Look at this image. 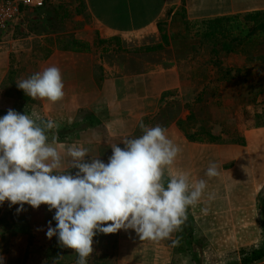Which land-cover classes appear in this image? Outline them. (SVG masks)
Wrapping results in <instances>:
<instances>
[{
	"label": "crops",
	"instance_id": "1",
	"mask_svg": "<svg viewBox=\"0 0 264 264\" xmlns=\"http://www.w3.org/2000/svg\"><path fill=\"white\" fill-rule=\"evenodd\" d=\"M42 1L40 9H25L22 25L10 27L0 39V114L10 109L1 105L13 96L7 93L13 86L22 106L31 109L33 102L43 119H53L58 128H73L70 142H59L66 162L67 148L74 144L107 162L109 146L119 143L123 148L121 141L135 137L141 121L151 127L171 102L205 94L211 78L198 69L213 59L233 72L247 68L264 76V42L219 52L212 59L201 38L204 22L264 13V0ZM52 65L63 76L62 100L32 99L16 86L19 79ZM193 113L185 107L164 127L181 147L165 178L189 171L193 179H207L216 199L207 215L201 212L204 203L189 208L187 221L177 231L186 239L182 255L187 264L207 254L214 258L210 264H227V253L257 244L264 231V129L244 131L240 145L224 140L216 130L209 132ZM82 119L93 124L79 123ZM211 161L218 164L219 175L207 178ZM177 232L159 241L140 240L133 230L98 233L91 255L104 258L114 235V264H172ZM195 241L204 247L195 249ZM13 252L2 254L5 264H11ZM66 253L75 264V251L67 248Z\"/></svg>",
	"mask_w": 264,
	"mask_h": 264
},
{
	"label": "clouds",
	"instance_id": "2",
	"mask_svg": "<svg viewBox=\"0 0 264 264\" xmlns=\"http://www.w3.org/2000/svg\"><path fill=\"white\" fill-rule=\"evenodd\" d=\"M16 86L32 99L51 103L65 95L55 65L19 79ZM139 127L142 134L122 140L123 148L119 143L109 146L107 162L75 144L67 148L66 162L53 119H43L35 110L8 109L0 116V205H19L17 213L26 204L54 209L46 236L73 249L75 264H88L98 233L123 229L133 230L140 240L170 238L187 221L190 207L204 203L201 212L207 215L216 196L208 191L207 179H193L189 171L169 173L166 179L181 147L159 124L149 127L141 121ZM218 175V164L211 161L205 176ZM172 243L178 245L179 239ZM0 264H5L2 254Z\"/></svg>",
	"mask_w": 264,
	"mask_h": 264
},
{
	"label": "rangeland",
	"instance_id": "3",
	"mask_svg": "<svg viewBox=\"0 0 264 264\" xmlns=\"http://www.w3.org/2000/svg\"><path fill=\"white\" fill-rule=\"evenodd\" d=\"M203 44L210 47L207 41L203 40ZM260 58L263 59L264 55ZM214 61L215 59L209 64L200 65L198 69L211 78L207 86L208 91L199 98H193V100L181 98L176 99L173 103L171 102V106L167 105L151 126L159 124L165 127L167 123L172 122L173 118L177 117L178 113L186 107L188 110L194 112L193 116L196 119L200 118L198 122L201 121L204 128H207L209 132L216 130L217 134L219 136L221 135L227 141L240 142L242 140L241 135L244 131H249L254 128L264 129V76L260 71H256L253 74L247 68L233 72L232 69L229 70L228 68L222 67L221 64H216ZM197 67L193 65V68L197 69ZM7 93L8 95L13 93V96L8 97L7 104L1 105V108L8 107L20 113H24L25 111L31 113L35 110L39 114V106L34 105L33 102H29L32 105L31 109H27L28 107L26 105L22 106L21 103L17 102L16 98L18 96L20 97L17 88L11 86L8 88ZM183 100L185 101L183 102ZM5 114L6 112H2L0 116ZM80 122H85V120L82 119ZM61 129L64 128H57L55 130ZM141 134V129H138L137 133L133 136H139ZM263 135L261 134L259 136ZM64 142L67 143L70 141L64 140ZM75 171L76 169L74 171L70 170L72 173ZM17 207L19 205L10 206L8 201L0 205V218L2 220L0 221V254L7 255V253L14 251L11 264H19L21 260L23 261L25 255V264H72V256L66 253L67 248L61 247L56 237L49 239L46 236L48 222L52 220L55 210L48 211V206L45 204H41L37 209H33L26 204L24 206L25 210L17 213ZM15 218H20L19 222L27 226L25 234L11 236L9 226L11 222H16ZM6 222L9 224L8 226H6ZM52 224L55 226V221H52ZM178 232L175 235V240L179 239V244L173 247L172 264H187L182 255V245L186 239L184 235L181 233L178 234ZM114 242L115 238L113 235L110 238L109 244L106 246L105 257L101 258L102 255L101 257H97L94 253L88 258V264H114ZM263 243L264 231L257 244L243 248L259 247ZM194 244H196L195 249L198 250L200 248L199 242L195 241ZM243 248L227 253L224 260H227L229 257L231 260L227 264H239V251ZM63 252L66 255H63ZM212 259L214 258L210 257L209 254H207V257L194 256L191 263L210 264ZM206 260H208V263H206Z\"/></svg>",
	"mask_w": 264,
	"mask_h": 264
},
{
	"label": "trees",
	"instance_id": "4",
	"mask_svg": "<svg viewBox=\"0 0 264 264\" xmlns=\"http://www.w3.org/2000/svg\"><path fill=\"white\" fill-rule=\"evenodd\" d=\"M204 32L201 38L210 45L212 59L219 52L232 53L238 47H253L264 42V13H254L244 16L242 19L238 17H224L208 20L204 22ZM219 64V60H215ZM87 126L93 123L90 119H86ZM78 128V127H77ZM77 130V129H76ZM82 130V129H80ZM58 133V140L64 141L69 139L73 132V128H64L54 130ZM187 139H194L193 136H186ZM209 140L217 141L216 137L209 135ZM243 145V141L239 143ZM16 222H11V236L25 234L27 226L19 222L20 218H15ZM0 221L1 218H0ZM9 224L6 222V226ZM98 236V234L96 235ZM31 239V238H30ZM30 245V244H29ZM264 260V243L259 247L243 248L239 251V264H256ZM26 262V255L22 264Z\"/></svg>",
	"mask_w": 264,
	"mask_h": 264
},
{
	"label": "built area",
	"instance_id": "5",
	"mask_svg": "<svg viewBox=\"0 0 264 264\" xmlns=\"http://www.w3.org/2000/svg\"><path fill=\"white\" fill-rule=\"evenodd\" d=\"M42 7V0H0V39L10 27L22 25L25 9Z\"/></svg>",
	"mask_w": 264,
	"mask_h": 264
}]
</instances>
